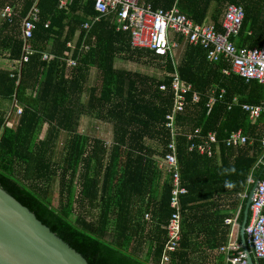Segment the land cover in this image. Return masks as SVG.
<instances>
[{"label":"trees","instance_id":"1","mask_svg":"<svg viewBox=\"0 0 264 264\" xmlns=\"http://www.w3.org/2000/svg\"><path fill=\"white\" fill-rule=\"evenodd\" d=\"M142 1L154 10H168L174 2ZM34 5L39 9L30 40L34 53L22 65L18 83L0 67V187L88 264H161L173 210L170 180L159 190L158 164L171 141L163 127L173 102L167 74L177 70L180 80L192 87L178 123L191 131L200 129L203 136L215 133L218 145L208 158L188 152L185 137L176 140L187 193L180 199L181 240L169 264H233L228 260L233 252H219L229 240L231 226L225 222L238 213L240 223L245 203L241 195L264 163V115L252 123L241 106L262 105L264 86L225 75L228 61L209 63L200 46L186 45L177 68L171 57L133 48L131 34L116 30L114 13L87 33L83 25L97 16L92 0H72L64 9H59V0H0V12L11 6L16 13L11 21L0 19V58L21 59V22ZM178 5L197 24L213 8L211 18L218 30L225 8L241 6L245 16L233 41L248 48L262 43L264 0H180ZM83 45L89 50H82ZM45 53L50 60H43ZM70 56L77 61L74 68L65 61ZM118 59L153 64L164 75L119 69ZM194 94L197 103L192 102ZM213 96L216 102L209 109ZM13 98L23 112L15 127L7 128L8 109L2 104ZM82 117L111 125L110 145L79 135ZM238 130L247 144L226 147L224 141ZM145 215L150 218L145 220Z\"/></svg>","mask_w":264,"mask_h":264},{"label":"built area","instance_id":"2","mask_svg":"<svg viewBox=\"0 0 264 264\" xmlns=\"http://www.w3.org/2000/svg\"><path fill=\"white\" fill-rule=\"evenodd\" d=\"M72 0H59V9L67 7ZM180 0H174L170 9L154 10L152 6L142 0H92L97 16L91 18L83 25V30L88 33L91 26L99 22L102 17L116 14V30L129 32L131 34V44L133 48L146 49L151 51L159 58L171 57L174 59L173 50L179 47L178 40L188 46H200L205 51V58L209 63H217L225 59L230 64L229 70H224L225 75L236 74L246 82L257 81L264 86V37L260 47L248 48L238 47L233 39L237 38L244 20V9L237 5H228L220 20L218 30L214 22L197 24L179 8ZM16 17L15 9L7 6L0 12V19L11 21ZM39 21V9L34 5L25 19L21 22V36L23 40L22 56L19 61L11 62L10 77L19 81L21 67L27 63L29 57L34 53L30 40ZM49 27V23L45 28ZM72 50L74 45L68 44ZM82 50L88 51L89 46L83 45ZM50 56L45 53L43 60H50ZM68 67L74 68L77 61L71 56L65 60ZM173 65L177 68L179 62L174 60ZM171 78L170 90L173 95L172 108L166 115L163 127L170 134L171 141L167 145L164 157L159 161V169L166 172L171 182L170 208L173 210L168 225L165 227L167 232V243L161 259V264H169L170 255L174 253L181 240V202L180 199L187 193L181 184L180 170L177 161L176 140L183 136L188 142V152H196L201 156L211 158L215 153L218 140L215 133L201 135L200 129L193 131L187 125L178 123V115L184 113L188 104L187 95L191 91V85L182 82L177 70L167 74ZM161 91L166 90V86L160 87ZM224 91L221 92L223 94ZM221 98V96H220ZM199 97L194 94L193 103H197ZM216 98L209 99L207 107L215 104ZM237 102L234 99V103ZM242 111L249 116L252 123H255L261 115H264V103L260 106L244 104ZM230 109V107H229ZM23 108L16 98L10 103L8 117L4 127L12 128L10 117H19ZM264 153V139L261 141ZM224 144L229 148H237L247 144V137L241 130L233 132ZM264 158V155H263ZM264 164V163H263ZM253 180H249L252 184ZM247 193L241 195L244 200ZM149 219V215L145 216ZM236 221L226 220L227 225H235ZM246 241L254 262L264 260V179L257 186L252 204L250 207L249 222L245 229ZM233 252L228 260L233 264H247L246 257L238 244H228L220 249L222 253Z\"/></svg>","mask_w":264,"mask_h":264},{"label":"water","instance_id":"3","mask_svg":"<svg viewBox=\"0 0 264 264\" xmlns=\"http://www.w3.org/2000/svg\"><path fill=\"white\" fill-rule=\"evenodd\" d=\"M252 182L245 198L242 219L237 232L247 264H255L246 241L245 229L250 207L261 175ZM0 264H88L35 214L0 187Z\"/></svg>","mask_w":264,"mask_h":264},{"label":"crops","instance_id":"4","mask_svg":"<svg viewBox=\"0 0 264 264\" xmlns=\"http://www.w3.org/2000/svg\"><path fill=\"white\" fill-rule=\"evenodd\" d=\"M212 10H213V8L209 11V13L207 14V18L202 23L213 22V20L211 18V15L213 12ZM219 23H220V21H219ZM185 46H186V44H185ZM185 46H184V48H185ZM0 67L10 71V69L12 68V64L8 60L1 57L0 58ZM116 67L119 68L117 65H116ZM93 74H95V70H93L92 76H93ZM9 106H10V102H5L2 104L3 109L4 108L9 109ZM9 120L13 124L12 128H14L16 123H17V117L12 116L9 118ZM77 133L79 135L86 136L88 138H100L105 142V144H109V145L112 141V126L109 124H106V123H100L99 121H96L95 119H92L90 117H82L81 118V120L79 122ZM62 143L63 142L60 143V146H62ZM161 172L162 173H161V178L159 180V190H161L163 184L169 179L166 172H164L162 170H161ZM55 203H57V202H55ZM236 215L233 218H231V220L236 221V218H237ZM230 226H231V230H230V235H229V240H228L227 245L228 244L240 245L238 232H237V223L235 225L233 224Z\"/></svg>","mask_w":264,"mask_h":264},{"label":"rangeland","instance_id":"5","mask_svg":"<svg viewBox=\"0 0 264 264\" xmlns=\"http://www.w3.org/2000/svg\"><path fill=\"white\" fill-rule=\"evenodd\" d=\"M184 46H185V44L183 42L178 48L173 50L174 60L180 62L182 55H183ZM116 65L119 67V69L134 71V72H138L141 74L155 76L157 78H161L164 75V73L160 72L159 69L153 64L142 65L139 63L138 64L128 63V62H125V61L118 59L116 61ZM94 77H95V74H93V76H92L91 84L94 81ZM100 123H102V122H100ZM55 202H56V198L54 200V203Z\"/></svg>","mask_w":264,"mask_h":264}]
</instances>
